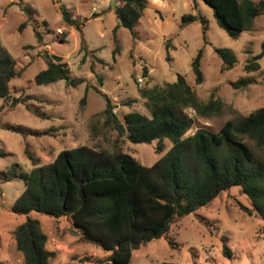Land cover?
Here are the masks:
<instances>
[{
  "label": "rangeland",
  "instance_id": "obj_1",
  "mask_svg": "<svg viewBox=\"0 0 264 264\" xmlns=\"http://www.w3.org/2000/svg\"><path fill=\"white\" fill-rule=\"evenodd\" d=\"M114 4L113 0H0V44L21 69L20 75L9 81L11 96L35 95L13 107H9L10 98L0 100V150L4 152L0 172L6 174L13 167L18 175L0 179V261L5 264H25L13 231L27 217L37 219L47 234L45 248L52 253L49 264H97V259L107 255L82 240L65 217L56 219L35 211L18 215L8 209L24 189L19 174L28 172L34 163L47 164L61 149L86 145L93 150L122 151L150 167L169 149L167 138L161 141L162 151L156 153L157 140L132 143L103 125V95L119 118L129 110L148 114L140 90L172 82L181 74L200 99L213 93L223 103L220 111L209 117L185 109L192 119L186 135L200 128L216 133L226 121L264 107V55L258 60V70L246 72L243 68L246 59L261 50L264 11L251 29L232 39L216 24L211 8L202 0H146L133 36L123 26L114 31L118 23ZM59 5L72 13L79 29L64 22ZM24 6L31 9L32 16L19 30L27 18ZM183 14L195 15L196 20L183 21ZM34 30L41 35L39 42ZM82 40L86 49H81ZM214 48L227 49L236 58L235 65L221 72V59ZM199 49L203 80L195 84L190 63ZM48 54L60 56L71 75L83 82L74 87L63 80L36 84L33 77L45 68L43 58ZM239 78L250 82L245 87L233 86ZM84 94L85 101L80 104ZM2 125L19 127L22 132ZM243 141L264 164V151L245 137ZM25 149L33 159L27 158ZM237 201L252 208L240 188L232 186L205 206L173 220L166 235L134 249L128 264H264V238L259 232L263 221L255 211L240 209Z\"/></svg>",
  "mask_w": 264,
  "mask_h": 264
},
{
  "label": "trees",
  "instance_id": "obj_2",
  "mask_svg": "<svg viewBox=\"0 0 264 264\" xmlns=\"http://www.w3.org/2000/svg\"><path fill=\"white\" fill-rule=\"evenodd\" d=\"M113 1L118 21L114 31L123 26L134 36V23L143 15L146 0ZM202 1L211 8L216 24L232 39L243 30L251 29L255 18L264 11V0ZM22 9L27 18L20 23L19 30L32 16L30 8L24 6ZM58 9L67 25L80 28L70 11L62 5ZM181 17L183 21L196 20L192 14ZM34 34L39 42L41 35L36 30ZM169 43L166 42V49ZM81 49H86L83 40ZM214 51L221 59V72L235 65L236 58L227 49L214 48ZM263 55L264 41L260 52L246 59L244 70H258V60ZM201 56L202 49H199L190 63L195 84L203 80ZM43 60L45 68L33 77L36 84L49 85L63 80L67 86L74 87L83 82L82 78L71 75L68 64L60 56L48 54ZM20 73L16 60L0 44V100L10 98L9 107L35 98L33 94L11 96L9 81ZM249 82L246 78H239L232 84L245 87ZM140 95L145 99L148 114L129 110L122 118L113 112L110 99L103 95V125L132 143L157 140L156 153L162 151L161 141L167 138L171 145L157 161L146 167L118 150H93L86 145L64 148L51 162L44 165L34 163L28 172L19 174L24 189L8 209L18 215L35 211L56 219L65 217L81 234L82 240L107 253L104 259L95 261L97 264H128L134 249L166 235L173 220L205 206L230 187L238 186L251 201L252 208L238 201L237 205L247 213L255 211L262 219L259 232L264 238V164L243 141L245 137L264 151V107L235 121H226L216 133L200 128L186 135L192 119L185 109L209 117L220 111L221 99L213 93L206 100L200 99L181 74H177L172 82L141 89ZM84 101L85 94L80 104ZM2 127L22 132L19 127ZM24 152L27 158L33 159L27 149ZM0 156H4L1 150ZM0 174L3 180L18 177L13 167L8 173ZM13 238L25 264H49L52 253L45 248L48 237L37 219L27 217L15 227ZM222 239L226 240L225 237ZM224 248L228 251L226 246ZM0 264L5 263L0 261ZM159 264L177 263L162 261Z\"/></svg>",
  "mask_w": 264,
  "mask_h": 264
},
{
  "label": "water",
  "instance_id": "obj_3",
  "mask_svg": "<svg viewBox=\"0 0 264 264\" xmlns=\"http://www.w3.org/2000/svg\"><path fill=\"white\" fill-rule=\"evenodd\" d=\"M190 21H192V20H191V19H188V22H190ZM43 54H44V55H46V53H45V52H44Z\"/></svg>",
  "mask_w": 264,
  "mask_h": 264
},
{
  "label": "built area",
  "instance_id": "obj_4",
  "mask_svg": "<svg viewBox=\"0 0 264 264\" xmlns=\"http://www.w3.org/2000/svg\"><path fill=\"white\" fill-rule=\"evenodd\" d=\"M138 81H141V78H138Z\"/></svg>",
  "mask_w": 264,
  "mask_h": 264
}]
</instances>
